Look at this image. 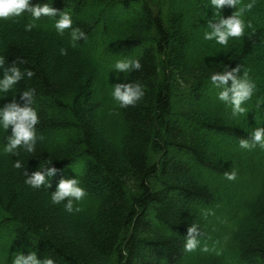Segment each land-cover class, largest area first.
Returning <instances> with one entry per match:
<instances>
[{"label": "trees", "instance_id": "trees-1", "mask_svg": "<svg viewBox=\"0 0 264 264\" xmlns=\"http://www.w3.org/2000/svg\"><path fill=\"white\" fill-rule=\"evenodd\" d=\"M31 5H49L56 16L33 21L25 11L0 20L4 67L17 61L34 72L0 94V107L13 99L23 106L22 92L35 89L37 134L44 137L34 153L21 149L18 157L2 151L11 127L0 128V264L21 251L56 264H264V149L239 147L264 126V0L246 13L255 31L227 47L203 38L208 20L218 22L210 0ZM235 10L226 5L220 12ZM63 11L86 39L73 43L70 29L57 33ZM125 57L139 59L141 68L117 75L113 66ZM223 65H240V77L249 69L256 84L239 117L210 80ZM132 81L145 95L120 108L113 85ZM16 159L22 168L13 167ZM49 168L56 169L46 175L49 189L24 183L25 170L30 176ZM232 171L236 179L229 181L224 174ZM77 177L87 195L79 212L68 213L51 202V192ZM193 224L200 243L189 252Z\"/></svg>", "mask_w": 264, "mask_h": 264}, {"label": "clouds", "instance_id": "clouds-1", "mask_svg": "<svg viewBox=\"0 0 264 264\" xmlns=\"http://www.w3.org/2000/svg\"><path fill=\"white\" fill-rule=\"evenodd\" d=\"M255 0L252 2L244 3L243 0H210V5L216 9L214 19L218 22H213L212 19L208 20L207 30L203 34V38L208 41H214L218 45L227 47L229 41L234 38H241L245 35L247 29L253 27L251 20H246V13L250 12L254 7ZM236 9L231 16L224 17L220 10L225 6ZM27 11L31 14L33 21L38 20L43 16H56L57 10L49 5L35 6L31 5V0H0V20H8L10 18L19 17ZM35 26L33 23L25 25L26 31H31ZM55 29L57 33L63 35L65 30L70 29V36L73 43L80 37L87 38V35L79 27H73V18L70 12L63 11L60 13L59 18L55 21ZM61 55H66L67 51L64 48L60 49ZM5 59L0 57V69H3V75L0 77V94H7L13 90L14 86L24 78L25 72L27 77L31 78L34 72L28 69H21L17 61L13 62L11 67L5 68ZM19 63H26L20 60ZM114 69L119 72L128 73L133 70H139L141 63L139 59H131L128 57L119 59L114 64ZM240 65L231 71L227 70V66L223 65L224 70L214 71L210 76L212 84L217 91V98L231 109L233 117H239L246 113L247 109L244 106L245 102L252 98L256 84L249 76V69L244 70L242 77L237 74L240 72ZM229 81L231 85L229 86ZM145 95L144 86L138 82L129 83H116L113 85L111 96L120 108L135 105ZM35 96V89H26L22 92L21 99L25 100L23 106L15 101L7 103L5 106L0 107V128L7 131L11 127V135L6 136V143L2 151L4 153L12 154L19 157L20 150L22 149L27 153H34L38 140H43V136H38L36 126L39 123V113L33 107ZM4 97V96H3ZM0 97V98H3ZM264 149V126L256 127L249 134V138H241L239 147L241 149L251 150L256 146ZM51 163V162H50ZM13 167L20 169L23 167V161L16 159ZM45 166L40 165L43 169ZM56 171L55 168H49L47 174L41 170H37L28 175L24 171V183L32 188L46 187L50 188V182L46 181V175L51 176ZM225 178L229 181L236 179V172H225ZM87 195L86 189L81 186L77 178L62 179L58 184L57 190L51 192V202L53 204H63L64 210L68 213L79 212L77 203L85 198ZM67 198V200H66ZM199 230L196 224H193L189 230L185 242L186 251H194L199 246ZM202 251H208L207 246H204ZM10 264H56V261L50 257L43 260L38 258L35 251H31L25 255L22 251L13 254Z\"/></svg>", "mask_w": 264, "mask_h": 264}]
</instances>
